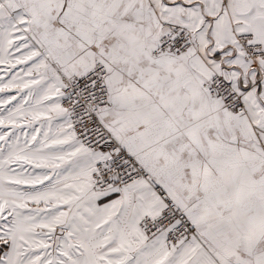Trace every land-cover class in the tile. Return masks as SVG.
Wrapping results in <instances>:
<instances>
[{
    "label": "snow or ice",
    "instance_id": "obj_1",
    "mask_svg": "<svg viewBox=\"0 0 264 264\" xmlns=\"http://www.w3.org/2000/svg\"><path fill=\"white\" fill-rule=\"evenodd\" d=\"M0 264H264V0H0Z\"/></svg>",
    "mask_w": 264,
    "mask_h": 264
}]
</instances>
